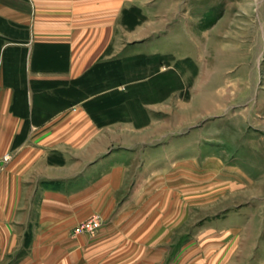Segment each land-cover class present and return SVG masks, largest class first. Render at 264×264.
<instances>
[{
  "label": "crops",
  "instance_id": "1",
  "mask_svg": "<svg viewBox=\"0 0 264 264\" xmlns=\"http://www.w3.org/2000/svg\"><path fill=\"white\" fill-rule=\"evenodd\" d=\"M158 1L0 0V264H219L175 249L170 216L124 210L149 188L140 131L154 119L132 79L108 78L150 53L128 18ZM95 215V235L74 232Z\"/></svg>",
  "mask_w": 264,
  "mask_h": 264
},
{
  "label": "rangeland",
  "instance_id": "2",
  "mask_svg": "<svg viewBox=\"0 0 264 264\" xmlns=\"http://www.w3.org/2000/svg\"><path fill=\"white\" fill-rule=\"evenodd\" d=\"M156 5L128 18L139 25L128 41L150 53L124 59L123 73L154 124L140 131L149 188L124 210L170 216L189 262L264 264V0Z\"/></svg>",
  "mask_w": 264,
  "mask_h": 264
},
{
  "label": "built area",
  "instance_id": "3",
  "mask_svg": "<svg viewBox=\"0 0 264 264\" xmlns=\"http://www.w3.org/2000/svg\"><path fill=\"white\" fill-rule=\"evenodd\" d=\"M10 158L9 154H6L3 157L4 161H7ZM2 166L0 165V168ZM102 225V220L100 216H92L91 218L84 220L80 223H78L74 229V232L76 234H82V233H95L99 230V228Z\"/></svg>",
  "mask_w": 264,
  "mask_h": 264
},
{
  "label": "trees",
  "instance_id": "4",
  "mask_svg": "<svg viewBox=\"0 0 264 264\" xmlns=\"http://www.w3.org/2000/svg\"><path fill=\"white\" fill-rule=\"evenodd\" d=\"M120 66H113L112 71L109 73V84L111 82H127V78L125 79L124 71L121 73Z\"/></svg>",
  "mask_w": 264,
  "mask_h": 264
}]
</instances>
